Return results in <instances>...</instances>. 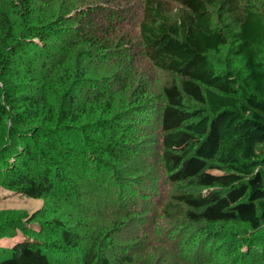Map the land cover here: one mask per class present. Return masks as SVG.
I'll return each mask as SVG.
<instances>
[{
	"label": "trees",
	"instance_id": "trees-1",
	"mask_svg": "<svg viewBox=\"0 0 264 264\" xmlns=\"http://www.w3.org/2000/svg\"><path fill=\"white\" fill-rule=\"evenodd\" d=\"M162 1L142 0L137 25L149 63L175 79L155 94L118 71L89 78L109 55L121 72L130 59L114 31L101 39L99 26L74 29L88 3L81 11L79 0H0V186L67 200L112 179L125 186L120 166L137 154L141 131L127 115L154 108L171 201L214 236V250L226 245L242 252L241 264H264V0H168L179 8L173 20ZM42 210L27 223L0 221V238L22 236L0 248V264H64L65 250L77 264H134L100 257L82 244L79 219L69 226Z\"/></svg>",
	"mask_w": 264,
	"mask_h": 264
},
{
	"label": "rangeland",
	"instance_id": "rangeland-1",
	"mask_svg": "<svg viewBox=\"0 0 264 264\" xmlns=\"http://www.w3.org/2000/svg\"><path fill=\"white\" fill-rule=\"evenodd\" d=\"M141 1L79 0L77 3L75 0L78 9H83L85 3H88L87 7L92 11L79 16L71 25L82 32L84 29L79 25L99 26L96 28L99 38L105 39L108 33L114 31L124 39L123 44L127 43L125 52L129 54L130 57L126 55L130 62L122 72L118 62L109 55V61L103 64L92 63L91 69L99 73L89 78L95 80L103 73L106 75L118 71L117 74L126 76L130 81L144 79L157 94L158 89L175 79L170 73L154 68L142 51L137 26L141 20ZM162 2L164 13L171 20L175 19L179 12L178 5L168 0ZM255 3H258L257 0ZM101 7L105 11L99 9ZM103 30H107L105 34ZM188 103L192 104L189 100ZM157 114L156 109L150 108L142 113L132 110L127 115L141 129L134 145L138 151L136 158L133 155L131 160L127 158L128 163L120 166H125L129 173L126 179L128 184L118 188L112 184V179L108 182L109 186L96 191H93L95 189L91 185L90 189H81L85 198L80 200L58 199L57 195L29 199L0 186V221L9 216L27 223L33 213L43 209L47 214L46 219L58 218L69 226H74L79 219L85 224L81 225L82 228H76L83 235L82 244H93L100 257L110 260L118 254L132 259L134 264H241L242 252L232 254L226 245L221 246L220 250H214L213 245L218 242L214 236H204L203 226L190 224L184 218V207L171 201L173 187L164 180L165 174L160 169L161 133L156 122ZM115 168L119 170V166ZM115 189L119 191L114 193ZM32 228L37 230L36 225ZM109 228L111 237L106 239L103 233ZM87 235L90 238L85 237ZM21 237L19 232L14 238L9 235L1 237L0 248L10 246ZM58 256L64 264H77L75 251L65 250Z\"/></svg>",
	"mask_w": 264,
	"mask_h": 264
}]
</instances>
